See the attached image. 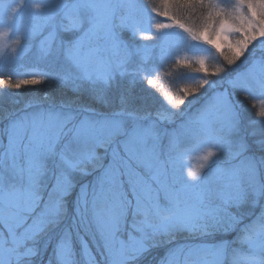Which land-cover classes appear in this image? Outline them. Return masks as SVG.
Returning a JSON list of instances; mask_svg holds the SVG:
<instances>
[{
	"label": "rangeland",
	"instance_id": "obj_1",
	"mask_svg": "<svg viewBox=\"0 0 264 264\" xmlns=\"http://www.w3.org/2000/svg\"><path fill=\"white\" fill-rule=\"evenodd\" d=\"M0 105V264H264V0H0Z\"/></svg>",
	"mask_w": 264,
	"mask_h": 264
},
{
	"label": "trees",
	"instance_id": "obj_2",
	"mask_svg": "<svg viewBox=\"0 0 264 264\" xmlns=\"http://www.w3.org/2000/svg\"><path fill=\"white\" fill-rule=\"evenodd\" d=\"M1 106V105H0ZM214 228H218L217 226H214ZM233 256V253H231V255H229L228 257H232ZM228 264H231V262H228Z\"/></svg>",
	"mask_w": 264,
	"mask_h": 264
}]
</instances>
